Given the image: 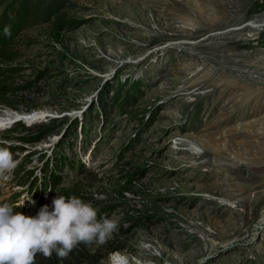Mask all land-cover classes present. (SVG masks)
Masks as SVG:
<instances>
[{
  "label": "rangeland",
  "instance_id": "374dc122",
  "mask_svg": "<svg viewBox=\"0 0 264 264\" xmlns=\"http://www.w3.org/2000/svg\"><path fill=\"white\" fill-rule=\"evenodd\" d=\"M5 118L0 264H264V0H0Z\"/></svg>",
  "mask_w": 264,
  "mask_h": 264
},
{
  "label": "trees",
  "instance_id": "16d2710c",
  "mask_svg": "<svg viewBox=\"0 0 264 264\" xmlns=\"http://www.w3.org/2000/svg\"><path fill=\"white\" fill-rule=\"evenodd\" d=\"M29 1V0H28ZM35 3L38 2V0H30ZM50 4L48 7L50 8ZM47 7V10H48ZM42 248L35 247V249H32V251L29 254H23L21 251L20 258L21 261L19 264H82L83 262L80 259V253L77 254V257L73 258V263H69L65 261L64 259L60 258L58 256V247L60 245L56 244H49L48 246L42 244ZM64 260V261H63Z\"/></svg>",
  "mask_w": 264,
  "mask_h": 264
},
{
  "label": "bare ground",
  "instance_id": "6f19581e",
  "mask_svg": "<svg viewBox=\"0 0 264 264\" xmlns=\"http://www.w3.org/2000/svg\"><path fill=\"white\" fill-rule=\"evenodd\" d=\"M195 33H197V31H195ZM195 34L194 33H192V35H186L185 37L186 38H189L190 39V37H192V36H194ZM178 36H181V34H178ZM188 48H190L191 50H194V51H200L201 50V47L203 46V42L202 43H193L192 44V46L190 47V45H186ZM10 119H12V117L10 118ZM5 121L6 122H8V120H6V118L5 119H0V127L5 123ZM1 170V169H0ZM141 256L142 255H145V253H139ZM138 254V255H139Z\"/></svg>",
  "mask_w": 264,
  "mask_h": 264
}]
</instances>
